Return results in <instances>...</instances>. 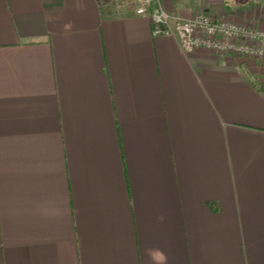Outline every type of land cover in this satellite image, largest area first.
Returning <instances> with one entry per match:
<instances>
[{"label":"crops","instance_id":"crops-1","mask_svg":"<svg viewBox=\"0 0 264 264\" xmlns=\"http://www.w3.org/2000/svg\"><path fill=\"white\" fill-rule=\"evenodd\" d=\"M241 1L161 0L263 17ZM134 7L0 0V264H264L258 64Z\"/></svg>","mask_w":264,"mask_h":264},{"label":"built area","instance_id":"built-area-1","mask_svg":"<svg viewBox=\"0 0 264 264\" xmlns=\"http://www.w3.org/2000/svg\"><path fill=\"white\" fill-rule=\"evenodd\" d=\"M134 3L137 15L148 16L153 36L175 37L186 53L203 49L217 54L252 58L258 64L264 82V15L258 21L249 23L215 18L203 12L182 18L169 13L161 0H134ZM256 6L261 9L264 2Z\"/></svg>","mask_w":264,"mask_h":264},{"label":"rangeland","instance_id":"rangeland-1","mask_svg":"<svg viewBox=\"0 0 264 264\" xmlns=\"http://www.w3.org/2000/svg\"><path fill=\"white\" fill-rule=\"evenodd\" d=\"M241 3H242V1L241 0H239ZM238 5H241V4H238Z\"/></svg>","mask_w":264,"mask_h":264}]
</instances>
